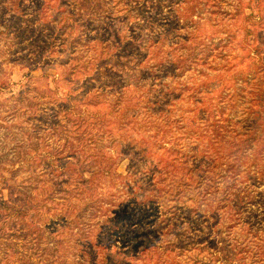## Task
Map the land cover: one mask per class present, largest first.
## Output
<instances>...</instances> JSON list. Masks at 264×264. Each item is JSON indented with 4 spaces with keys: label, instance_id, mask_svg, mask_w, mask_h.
<instances>
[{
    "label": "rangeland",
    "instance_id": "374dc122",
    "mask_svg": "<svg viewBox=\"0 0 264 264\" xmlns=\"http://www.w3.org/2000/svg\"><path fill=\"white\" fill-rule=\"evenodd\" d=\"M239 12L261 16L246 38ZM1 28L0 100L29 72L57 94L40 122L0 119V264H264V123L233 152L247 89L264 81L244 53L264 47V0H0ZM69 90L109 119L95 158L86 142L78 159L58 151L78 143L54 129ZM31 195L44 209L29 211Z\"/></svg>",
    "mask_w": 264,
    "mask_h": 264
},
{
    "label": "trees",
    "instance_id": "16d2710c",
    "mask_svg": "<svg viewBox=\"0 0 264 264\" xmlns=\"http://www.w3.org/2000/svg\"><path fill=\"white\" fill-rule=\"evenodd\" d=\"M20 11L23 12V9H20ZM238 15L242 16L240 21L245 31V38H246V36L254 33L257 30L258 21L256 20H260L261 16L251 15L245 12H239ZM8 21L10 23V19ZM9 23H5L4 26L7 28L8 27L10 28L14 24L13 23L11 25V23L10 24ZM2 29L3 28L0 29V32L3 31ZM246 45L247 47L244 53L247 55V58L252 57V61H251L252 64L247 65L248 68L245 71V73L248 77H251L253 79L257 77L260 79L264 77V57L262 53L264 51V47L252 45L251 43H246ZM178 57L182 58V60H187L185 59L184 56L182 57V55H178ZM98 59L99 57L96 58V60ZM175 66H176V63H175ZM75 67L86 68V65L84 63L80 64L79 66L74 65V64L71 65V70H70L71 74L73 72V68ZM79 68L77 69L76 73L80 72ZM103 68L105 69V65L104 67L103 66L94 67V70L96 72L89 73V77L91 78V80H95L96 78H98L99 76L97 72H100L101 69ZM46 77H48V74H43L41 76H35L30 72L27 73V79L22 84L21 88L16 92L12 91L13 93H10L5 99L0 100V102H2V104L4 105V106L2 105V107L7 106L6 107L7 109H3L2 111H0V119L6 114H8L7 116H9L11 119H16L17 114L20 113L22 115H28L30 117H33L35 120L40 122L39 118L37 117V112L40 110L43 100H45L47 97L50 98L51 100H54V96L55 94H57L56 89H52L49 85H46V88L44 89H41L40 87L36 85L35 83L36 81H39ZM53 80L58 85L62 82L67 81L66 77L64 76L62 72H59L56 75V77H54ZM257 84L256 86H252L251 88L247 89V93H251L252 95H254V97H251V100L254 101V103L251 102V104L247 107V111H244L245 114H244V117L241 119V121H243V119L245 121L249 118L251 119H250V122L248 123L247 130L241 131L239 129L236 131L235 134L237 135L236 137L237 141H234V145H237V147L234 148L233 152H237V148L242 149V142L247 139L249 140V137H251L252 134L255 132L256 127L260 123H264L262 122L264 121V81H261L258 84V87H257ZM8 87H9V83H1L0 93H2V91L7 89ZM236 88L237 87L234 88L235 93H237L235 90ZM241 90L245 91V89L243 88ZM72 91L73 90L71 91L69 90V92L65 96L66 99H71V102H69V106H67L66 103L58 104V110L53 112L52 117H54V122H53L54 129H56V131L60 129L66 130L67 128L66 125H68L71 131L70 136L75 137V139L78 140V143L76 145L75 143H73L71 139H67V144L65 143L66 146L64 145V146L59 147L58 151L63 150L61 152V155H63L64 157L65 156L66 157H72V156L77 157L76 155L80 147L79 144L81 142L82 143L86 142V144L81 145V146L86 147V149L92 151L91 154L89 155L95 158L97 157V154L93 152H96L95 146H94L95 144L94 142H96L97 140L96 139L97 138L96 129H100L106 126L107 122H109V119L108 117H106V112H102L97 109L96 110L89 109L88 102H87L89 99L87 97L83 99L84 104L81 102L79 103L80 105L83 104L82 106L84 107L78 108L77 106H75L73 103V101L76 100L75 97H80L79 99H81L84 93V90L77 91L74 94L71 93ZM228 92L229 93L227 94V96L229 97V100H231L232 103L227 102V105L230 106L232 104H236L237 103L236 94L234 92L231 93V91L229 90ZM237 94L239 95V93ZM58 98L60 97L58 96ZM227 105H225V108L227 107ZM214 106L216 107V110L219 114L217 118L219 121H224V119L230 120V117H224L225 114L226 115L228 114L225 108L222 107L223 109H221L219 106V110H218L217 105H214ZM35 128L41 129L42 126L40 124L39 125L37 124ZM48 131H50V129ZM48 134H50V132H48ZM35 146L37 147V144ZM70 148L72 149L70 150ZM54 151H55V154L59 153L57 150H54ZM65 153H68V154L65 155ZM76 159H78V157ZM92 162H93L92 167H91L92 169H90L92 170V172L97 171V170L106 171V165H105L106 161L104 160L102 161V159L100 158L98 160L95 159ZM34 197L35 196L31 195L27 197L28 199H26V206L29 209V211L35 210V209H44L45 203L41 201H36ZM15 214L18 218H21V220H23L22 217L23 215H25V211H23L22 209V210H19V212H16ZM237 214H239V212H237ZM35 218L38 219L39 214L35 216ZM14 224L17 225V222H14Z\"/></svg>",
    "mask_w": 264,
    "mask_h": 264
}]
</instances>
